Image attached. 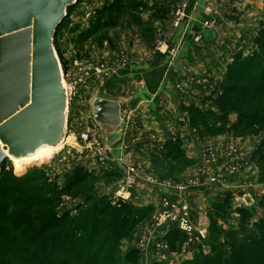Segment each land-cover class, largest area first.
<instances>
[{"label": "rangeland", "instance_id": "1", "mask_svg": "<svg viewBox=\"0 0 264 264\" xmlns=\"http://www.w3.org/2000/svg\"><path fill=\"white\" fill-rule=\"evenodd\" d=\"M115 1L73 0L66 9V15L57 27L53 40L63 81L66 87L69 86L67 129L77 133H81V130L90 131L95 145L99 142L100 134L92 121L93 99L111 96L114 91L119 93L123 80L136 79L128 74L133 67L139 68L135 67L139 63L158 59L162 52L167 51L169 35L180 30L183 37L190 30L194 19L187 1H180L166 13L164 21L160 22V29L154 24L156 31L152 41L147 43L139 34L142 27H147L146 24L129 25L126 12H115L114 6L109 8ZM256 4L259 8H256L257 18L254 22L250 19L254 14H249L251 12L248 7L229 13L222 4L209 2L205 5L204 13L207 18L204 21L213 20L214 23L204 25L203 21L202 24L204 27L215 28V46H223L228 41V35L218 31V16L231 14L235 17V13L238 16L246 14L245 18L249 20L241 25L231 24V28L239 29V36L228 60L219 57L215 61L219 64L209 72H185L184 80L177 82L175 88L180 101L176 108H179V116L175 118L172 114L174 119L164 120L169 129L167 128V134L156 137L155 141L158 140L159 145L150 152L149 165L146 163L144 167L139 163L143 161L141 148L145 136L136 133L134 140L139 143V151L134 149L126 157L123 155V161L118 157L117 160H112L95 148L81 150V143L77 141L39 151L32 164L15 166L7 158L0 166V171L2 169L9 175L12 182L14 176L27 178L29 181L32 179L26 191L33 192L41 201L53 198L51 209L55 219L63 218L64 222L60 224L74 229L75 240L63 253L54 255L52 264H85L90 260L96 261V264H201L202 259L214 256V250L220 249L225 242L224 233L231 231L239 239H244L256 230L254 223L264 218V153H260L264 149V122H254L251 116L255 115L257 119L264 115V95L244 108L248 121L252 122L245 129L241 122L236 123L238 116L235 112L223 113L212 103L225 65L233 55L237 52L247 54L258 49V43L264 44V0H257ZM182 5L186 17L175 27L173 14ZM207 9L210 11H206ZM139 17L149 21L146 11H142ZM185 23L187 27L183 31ZM165 26L166 41L163 40V34L158 35ZM142 43L150 46V51L143 58L132 51ZM156 62L159 61L155 60ZM262 65L264 66V62ZM142 68L144 69L143 66L139 69ZM154 75L151 77L153 82L163 79L159 72ZM127 116L125 133L130 131L132 120L134 121H128L131 118L130 112H127ZM138 118L140 123L143 122ZM157 119L147 121L149 128H164L162 121ZM177 130L182 134L179 135ZM167 140H171V145L176 143L177 146L167 147ZM121 143L122 141L116 146ZM147 175L156 183H145L143 180ZM129 178L135 181L129 188L132 195L125 200L119 198L116 191L120 186L125 189ZM204 193L213 197L212 204L206 215L197 216L185 196ZM218 195L220 200H217ZM164 196L172 200L177 213L181 207L187 209L194 227L193 234L178 230L173 223L159 221L162 216L159 201ZM99 198H104L111 207L133 205L136 210L125 219L127 225L134 222L135 226L129 232L125 228L120 230L118 237H112L110 229L105 227L101 231L96 230L91 238L85 237L86 240L78 243L84 235L82 220L89 216L90 206ZM149 208L151 210L147 215L142 216L144 209ZM41 209L49 208L43 206ZM210 210L213 215H209ZM14 211L16 210L12 208L11 212ZM106 219L107 217L103 221ZM89 221V225L94 224L90 219ZM211 223H215L220 230H215ZM173 230H177V235L181 238L171 240ZM161 238L167 243L165 249L158 247ZM224 246L228 251L227 245H223V248Z\"/></svg>", "mask_w": 264, "mask_h": 264}, {"label": "trees", "instance_id": "2", "mask_svg": "<svg viewBox=\"0 0 264 264\" xmlns=\"http://www.w3.org/2000/svg\"><path fill=\"white\" fill-rule=\"evenodd\" d=\"M151 1L152 3H149V0H116L114 2L116 7L112 4L109 8L112 9L114 6L115 12L119 10L122 11V14L126 12L127 23L131 26L146 24L147 27L141 26L142 30L139 34L145 42L150 43L156 31L154 21L164 20L166 13L173 7L172 0ZM142 11L148 13L150 22L139 17ZM122 14L120 13V15ZM258 44V49H253L247 54L237 52L226 63L221 82L217 86V90L214 91L215 96L212 97V103L223 113L235 112L238 116L236 123L240 124L241 122L244 129L252 123L248 121L246 112L243 111L244 108L250 103H254L256 98L264 95V66L262 65L264 44ZM190 114L192 113L190 112ZM251 118L255 120L254 122H264V115L257 119H255V115H252ZM166 146L172 147L177 144L171 145V140H167ZM262 152L264 153V149L260 150V153ZM5 161L7 159L0 166ZM33 162H35L34 158L13 162V164L16 166ZM13 178L14 182L10 181V176L1 169L0 264H52L54 255L63 253L68 245L71 246L75 240V231L60 224L64 222L63 218L55 219L53 209H51L53 198L41 201L32 194L33 192L26 191L27 185L32 179L29 181L27 178L21 179L17 176ZM43 206L49 209L42 210ZM12 208L16 211L11 212ZM134 210L136 208L130 204L111 207L104 198L96 199L90 206L89 216L82 220V227H85L84 235L80 237L78 243L86 240L85 237L91 238L96 230L101 231L105 227L110 229L112 237H118V232L124 228L129 232L134 228L135 223L127 225L125 218L129 214L133 215ZM150 210L151 208L144 209L142 216L147 215ZM209 215H213L211 210ZM105 217L107 219L103 221ZM89 219L94 222L93 225H89ZM211 226L215 230H220L216 228L215 223H211ZM254 226L256 230L244 239H239L231 231L224 233L225 242L221 244L220 249H213L214 256L202 259L201 264H264V218L255 222ZM176 237L181 238L180 235H177V230H173L171 240ZM171 240L169 239V241ZM225 244L229 252L225 246L223 248ZM133 256L136 257L135 254ZM96 263V261L90 260L85 264Z\"/></svg>", "mask_w": 264, "mask_h": 264}, {"label": "water", "instance_id": "3", "mask_svg": "<svg viewBox=\"0 0 264 264\" xmlns=\"http://www.w3.org/2000/svg\"><path fill=\"white\" fill-rule=\"evenodd\" d=\"M73 0H0V164L60 142L65 94L54 34ZM91 116L108 155L123 133L121 106L95 97Z\"/></svg>", "mask_w": 264, "mask_h": 264}, {"label": "crops", "instance_id": "4", "mask_svg": "<svg viewBox=\"0 0 264 264\" xmlns=\"http://www.w3.org/2000/svg\"><path fill=\"white\" fill-rule=\"evenodd\" d=\"M172 1L173 6H175L182 0ZM186 1L188 3V9L194 17L188 33H185L182 37V33L179 30L169 35V40L166 47L167 51L163 50V55L160 54L158 59L154 58L151 59L148 63H139L138 66H135L139 68L143 66L144 69L133 67V69L128 72V74L129 76L136 79L132 80L130 78L131 80H123L119 93L114 91L113 95L105 97L115 99L119 102L121 106V116L124 119L122 136L117 142H115V144L111 148V150L113 151L111 156L115 159L118 157V159L123 161V155H125L126 157L128 153H133L134 149H136V151H139L137 149L139 143L138 141L134 140V137L136 133H141V136L145 137L143 138L144 141L141 148L143 153L141 157L143 161H140L139 163L144 167L146 163H148L149 165L151 159V156H149L150 152L156 150L154 147L157 146L156 148H158L159 145V141H155L156 137L159 135L162 136L164 134H167L166 131L169 129V125L165 126L166 123L164 122V120L172 118L173 115L175 116V118L179 116V108H176L178 102L180 101L179 93L175 88L177 82L184 80L185 72H204L207 70L209 72L210 70H212V67H216V65L219 64L215 62L216 60L218 61V59H220L219 57L228 60L227 57L229 53L236 47V42L238 40L237 37L239 36V29L236 30L235 28H231L230 26H232V23L234 25L244 24L247 19L249 20V18H245L246 14H241L238 16L237 13H235V17H232L231 14H228L227 16L221 14L220 16H218V31H223L224 33H226L228 35V41L223 46H218L217 44V46H215V28L204 27L202 24L203 21L207 18L204 13L205 5L209 2L216 3V5L222 4L225 9L229 10V13L232 10V13H234V11H240L248 7V11L251 12L249 14H254L252 17H250V19H253V22L255 21V18H257L255 15L257 13L256 8H259L256 6L258 5L256 4L257 0ZM149 3H152V1L149 0ZM160 22L161 20L154 21V24L158 26V29H160ZM166 29L167 28L165 26L162 32H159L158 34L159 36H161V34L164 35L163 40L166 39ZM198 47H202L203 49H199ZM132 51L136 55L144 57L145 54L150 51V46L142 43ZM171 55L172 57H170ZM155 60L159 62L155 63ZM158 72L160 73V77L161 75L163 76V79L159 78L158 80L153 82L151 77L154 74H158ZM139 77H141V79ZM115 86L118 87V85ZM171 109H173L174 111L172 112ZM127 112L131 113V118L128 119V121L131 119H134V121L132 120L130 131L128 133H125V119H127L128 117ZM138 117H140L144 123H140ZM152 119L161 120L164 128L159 130L149 128V122L147 121H150ZM173 127H175V129L177 128L174 124ZM176 132H179V135L182 134L180 130H177ZM169 133L172 132L169 130ZM131 140L133 143H131ZM121 141L122 143L120 144V146H116ZM219 195L217 196V200H220ZM185 198L190 202L192 208L194 209L193 211L195 214H197V216L206 215L207 210H209V207L211 206L213 200V197H209L207 193L201 195L197 194L195 196L188 195L185 196ZM149 200L151 201L152 198H149Z\"/></svg>", "mask_w": 264, "mask_h": 264}, {"label": "built area", "instance_id": "5", "mask_svg": "<svg viewBox=\"0 0 264 264\" xmlns=\"http://www.w3.org/2000/svg\"><path fill=\"white\" fill-rule=\"evenodd\" d=\"M183 8L184 5L177 7V9L174 11L173 14V24L175 27L179 26V24L181 23V20L183 17H186V15L183 12ZM206 11H210V10H206ZM187 23V22H186ZM185 23V27L183 26V31L186 30V24ZM214 23V21H204V25H212ZM62 75V73H61ZM63 78V77H62ZM69 86H65L64 88V94H65V122H64V128H63V134H62V138L61 141L63 142V146L65 145H70L73 142H77L79 141L81 143V150H91L94 148L97 150V152L99 153H104L107 156H109L112 160H114L115 158L108 155L103 147L102 141H101V137H99V142H94V138H93V134L90 131H86V130H81V133H77L74 131H69V129H67V104H68V93L67 89ZM93 121V120H92ZM94 123V122H93ZM100 134V133H99ZM66 138L67 141H66ZM116 160V159H115ZM132 170V168H131ZM134 179L129 178L128 182L125 185V189L123 186H120L119 189H117L116 191V195H118L119 198L125 199L127 200L132 194H130V187L131 185L134 183ZM145 183H153L155 180H153L150 176H145L144 180ZM156 183V181L154 182ZM160 202V208H161V215L159 219V221H163L165 223H173L175 226H177L178 230L186 233V234H193L194 232V227L192 225V222L190 221V218L188 216V211L185 207H181L179 213H177V211L174 208V204L172 203V200L169 199V197L164 196L161 198ZM173 208V209H172ZM164 223V224H165ZM162 240L159 242L158 247L160 249H165L167 247V243L166 241H164L163 238H161Z\"/></svg>", "mask_w": 264, "mask_h": 264}, {"label": "bare ground", "instance_id": "6", "mask_svg": "<svg viewBox=\"0 0 264 264\" xmlns=\"http://www.w3.org/2000/svg\"><path fill=\"white\" fill-rule=\"evenodd\" d=\"M62 86H63V89L65 88V82L63 81V78H62ZM62 138V137H61ZM67 139V138H66ZM67 141V140H66ZM62 141L60 140V142L59 143H57V145L55 146V147H53V146H43L42 148H40V149H38L30 158H28V159H32V158H34L36 155H37V153L39 152V151H41V150H44L45 148H48V149H55V148H59L61 145H62ZM13 162H17L14 158H10ZM25 160H27V159H25ZM23 161V160H22Z\"/></svg>", "mask_w": 264, "mask_h": 264}]
</instances>
